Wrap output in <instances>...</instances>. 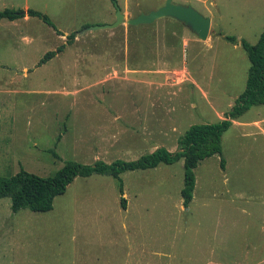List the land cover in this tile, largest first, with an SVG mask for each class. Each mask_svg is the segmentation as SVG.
Instances as JSON below:
<instances>
[{
  "label": "rangeland",
  "instance_id": "374dc122",
  "mask_svg": "<svg viewBox=\"0 0 264 264\" xmlns=\"http://www.w3.org/2000/svg\"><path fill=\"white\" fill-rule=\"evenodd\" d=\"M173 2L211 16L218 36L209 30L198 41L170 17L126 23L164 0H0V10L31 8L55 26L26 14L0 19V178L21 168L47 177L66 160L109 163L135 160L159 146L175 151L176 137L158 134L161 122L183 133L230 109L249 67L239 41L254 44L264 30V0ZM115 3L124 22L90 29L115 21ZM173 31L187 34L186 43ZM62 44L61 52L38 65ZM150 67L154 85L147 94L140 80ZM156 69L162 77L154 76ZM148 102L152 117L144 124ZM262 116L264 104L242 114ZM234 128L222 135L226 168L215 154L194 169L188 206L180 194L182 159L122 172L123 195L113 177H76L46 212H13L10 199L0 198V264H264V142L238 130L237 136Z\"/></svg>",
  "mask_w": 264,
  "mask_h": 264
},
{
  "label": "trees",
  "instance_id": "16d2710c",
  "mask_svg": "<svg viewBox=\"0 0 264 264\" xmlns=\"http://www.w3.org/2000/svg\"><path fill=\"white\" fill-rule=\"evenodd\" d=\"M37 17L46 25L55 29L50 18L40 11L27 8L26 10L6 7L0 10V19L15 20L24 17ZM59 35L62 33L56 30ZM75 33L67 35V43L71 44ZM231 43H237L235 36L225 35ZM249 60L247 77L243 91L236 97L234 104L224 114L222 119L213 123H197L190 125L177 139V150L169 151L164 146L156 147L152 152L141 155L135 160L115 159L109 163L100 159L92 163H81L75 160H66L52 175L41 177L34 173L20 169L14 175L0 178V198L8 197L13 212L20 209H29L34 212H46L52 209L56 196L65 192L66 187L76 177H89L93 174L110 176L119 181L120 195H123V186L120 174L127 170H145L159 164H173L183 160V187L180 191L182 203L188 206L193 197L195 188L194 169L204 159L220 156V167L224 168L225 159L222 156L223 133L230 127L232 121L238 119L250 107L264 104V30L260 33L256 43L250 44L245 40L239 41ZM65 44L55 50L47 51L38 65L46 62L61 52ZM54 158H59L57 152L49 150ZM122 207L125 208V198L121 196Z\"/></svg>",
  "mask_w": 264,
  "mask_h": 264
},
{
  "label": "crops",
  "instance_id": "0c3cea01",
  "mask_svg": "<svg viewBox=\"0 0 264 264\" xmlns=\"http://www.w3.org/2000/svg\"><path fill=\"white\" fill-rule=\"evenodd\" d=\"M210 18V29L209 30H212V31H215V34H216V36L215 37H217L218 35H217V31L216 30H214V27L212 26L213 24H212V17L210 16L209 17ZM173 19V18H172ZM174 21H176L177 23H179V24H181V25H183L181 22H179V21H177V20H175V19H173ZM213 27V28H212ZM171 28H175V27H171ZM195 34V33H194ZM171 35L172 36H174V37H178V38H181V42H182V45L184 44V43H186V35L187 34H185L184 32H179V31H173V32H171ZM196 35V34H195ZM209 35V34H208ZM219 35L220 36H222V37H224L223 35H222V33L220 32L219 33ZM190 37V36H189ZM208 37V36H207ZM197 40L199 41L200 39L197 37ZM210 40H211V38H210ZM209 40V41H210ZM165 48L167 47V45L166 46H164ZM119 67V65H114V67ZM155 66H157L156 64H155ZM152 67V66H151ZM150 67V69H148V70H145V72H144V74H148V77H145L143 80H140V83H142V84H144V92L145 93H147V94H149L150 93V91L152 90V86L154 85V83H153V81H152V68ZM124 68H125V70L126 71H129V73H132V74H134L135 75V73H138V72H140L137 68H135V67H131V68H128L126 65H124ZM248 70V69H247ZM156 72H155V74H154V76L155 77H162L163 75L161 74V72H158V71H160V70H158V69H156L155 70ZM141 73V72H140ZM168 73H166L165 75H164V82H166L167 83V80H166V78L168 77V75H167ZM246 77H247V75H246ZM190 82L192 83V85H193V87L195 88V89H197L199 92H202L203 93V97L205 98V93H204V91L201 89V87L199 86V83H198V81L195 79V77H194V75L193 74H191V76H190ZM246 82V81H245ZM161 83V82H160ZM237 97V96H236ZM150 102V101H149ZM148 102V106L147 107H144L143 108V121H144V124H146L145 122H147L148 120H150L151 119V117H152V111H151V107L149 106V103ZM229 104H231V106L234 104V101L231 103H229ZM151 105V104H150ZM210 105V104H209ZM193 107H195L196 106V104L195 103H193V105H192ZM209 107H211V109H215V107H213V106H209ZM161 108H163V109H169V104L168 103H165V105L163 106V107H161ZM170 108H174V107H170ZM129 110H131V108H129ZM221 113H222V111L220 112V113H218V118L219 119H222L223 117H224V114L225 113H223V115H221ZM134 118V117H133ZM132 118V119H133ZM115 120H117V119H115ZM179 120V119H178ZM118 121V120H117ZM117 125H118V122L116 123ZM164 123H160L159 124V131H158V134L160 133V135H162L160 138L161 139H163L164 137H168V135L169 134H172L173 136H175L176 138V142H177V139H178V137L182 134V133H179L178 131H177V129H175L176 128V126H174L173 124L172 125H170V129H167V128H165L164 127V125H163ZM190 126V125H189ZM234 128L235 129V133H236V135L238 136V133H237V130L240 132V134H244V135H249V136H257L258 138L260 137L262 140H263V142H264V116H262V117H254V118H245V119H243V117H242V115L238 118V119H235V120H233L232 121V124L230 125V127L228 128V129H230V128ZM227 129V130H228ZM226 130V131H227ZM225 131V132H226ZM224 132V133H225ZM167 140H168V138H167ZM221 142H222V138H221ZM178 147V146H177ZM170 150V149H169ZM224 158V157H223ZM225 159V158H224ZM226 164H227V162H226V160H225V165H224V168H221L222 170H224L225 168H226ZM195 183H196V177H195Z\"/></svg>",
  "mask_w": 264,
  "mask_h": 264
},
{
  "label": "water",
  "instance_id": "95a60500",
  "mask_svg": "<svg viewBox=\"0 0 264 264\" xmlns=\"http://www.w3.org/2000/svg\"><path fill=\"white\" fill-rule=\"evenodd\" d=\"M116 17L111 24L92 26L90 29L115 28L124 22V14L115 3ZM163 17L173 18L187 26L200 40H205L209 34L210 18L202 15L190 5L174 3L173 0H164L158 8L149 12H141L132 18H127L128 25L137 26L149 24Z\"/></svg>",
  "mask_w": 264,
  "mask_h": 264
}]
</instances>
